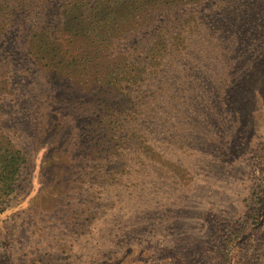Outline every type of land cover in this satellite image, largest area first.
Here are the masks:
<instances>
[{"label":"rangeland","instance_id":"obj_1","mask_svg":"<svg viewBox=\"0 0 264 264\" xmlns=\"http://www.w3.org/2000/svg\"><path fill=\"white\" fill-rule=\"evenodd\" d=\"M0 189V264H264V0H0Z\"/></svg>","mask_w":264,"mask_h":264},{"label":"trees","instance_id":"obj_2","mask_svg":"<svg viewBox=\"0 0 264 264\" xmlns=\"http://www.w3.org/2000/svg\"><path fill=\"white\" fill-rule=\"evenodd\" d=\"M116 48L115 47L111 48L110 52L114 54L116 51ZM152 49L153 47H150L148 49L144 48L142 50V54H147L151 52ZM93 57L94 58L100 57V55L98 54V51H96L93 54ZM145 57L148 58V55H145ZM123 60L125 61L124 67L128 66L131 62H133V64L135 65L134 67H136V70H138V62L134 58V54H132L130 51L125 52L124 58H122L120 62L122 63ZM127 60H130V62H126ZM161 65H163V62H162V59H159V61L157 62L158 68H160ZM160 75H163V72L161 73L153 72L151 76L142 79L141 78L142 73H141L139 76L138 82H135L129 79L126 82V86H119L116 89V93L119 95V97L116 100L118 107H121V105H125L127 103H131V105L126 106L124 109L126 111L125 112L126 115H124L123 120L127 118L128 115H131L132 112L136 114V117L132 118V120L137 119L138 122L141 124L143 122L147 123L149 120H154L155 119L154 117H158L154 115V113L159 112V109L154 104L156 103L157 100L153 98L150 101V99H151V96H153V94H151L152 89L161 81ZM115 83L116 85H123L124 82L119 83L115 81ZM112 96L108 95L102 100V106L100 107V109L105 108L106 104H110V99L112 98ZM98 114H101V112H99ZM100 121H103L104 125L107 128L109 127L113 130L112 136H109L107 138L106 140L107 142H116V143L123 142L121 139L118 138L119 132H121V130L124 128L122 123H119L116 120H110L109 124H112L113 125L112 126V125H108V123L106 122L104 118H102V120ZM128 127L130 128L131 126L128 125ZM12 176L13 175L10 174L9 177L5 178V180L6 181L10 180Z\"/></svg>","mask_w":264,"mask_h":264}]
</instances>
